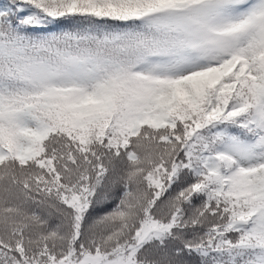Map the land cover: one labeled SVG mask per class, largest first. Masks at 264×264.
<instances>
[{"label": "snow or ice", "instance_id": "6c2138e0", "mask_svg": "<svg viewBox=\"0 0 264 264\" xmlns=\"http://www.w3.org/2000/svg\"><path fill=\"white\" fill-rule=\"evenodd\" d=\"M0 264H264V0H0Z\"/></svg>", "mask_w": 264, "mask_h": 264}]
</instances>
